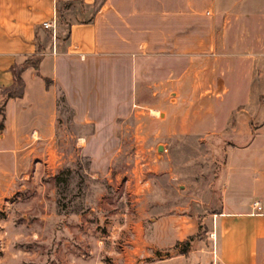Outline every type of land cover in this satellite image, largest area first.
Returning a JSON list of instances; mask_svg holds the SVG:
<instances>
[{"label": "crops", "instance_id": "0c3cea01", "mask_svg": "<svg viewBox=\"0 0 264 264\" xmlns=\"http://www.w3.org/2000/svg\"><path fill=\"white\" fill-rule=\"evenodd\" d=\"M168 64L174 81H192L190 95L211 81L222 95L219 106L194 101L192 128L238 123L207 242L160 263L264 264V0H0V193L54 143L60 93L75 126L110 127L138 75ZM173 223L157 228L163 248L195 234Z\"/></svg>", "mask_w": 264, "mask_h": 264}, {"label": "rangeland", "instance_id": "374dc122", "mask_svg": "<svg viewBox=\"0 0 264 264\" xmlns=\"http://www.w3.org/2000/svg\"><path fill=\"white\" fill-rule=\"evenodd\" d=\"M169 67L138 75L130 110L110 127L75 126L59 108L54 143L38 145L0 193V264H175L160 262L184 242L169 235L163 248L157 234L174 221L206 241L237 114L224 127L192 128L194 101L219 106L222 95L205 80L207 90L190 95L192 81L177 83ZM190 259L183 264L200 261Z\"/></svg>", "mask_w": 264, "mask_h": 264}, {"label": "trees", "instance_id": "16d2710c", "mask_svg": "<svg viewBox=\"0 0 264 264\" xmlns=\"http://www.w3.org/2000/svg\"><path fill=\"white\" fill-rule=\"evenodd\" d=\"M16 81L18 83H20V79H19L18 76H16ZM46 83H49V81H46ZM7 96L8 97H14V96H17V94H16L15 91H10V92H8ZM2 106L3 105H0V116H1V118H3ZM57 107H58V110H59L60 107H66V108H68L66 106V104H65L64 97H63V94L62 93H60L58 95V98H57ZM2 125H3V121L1 119L0 120V128H2ZM55 179L57 181H59V176H57ZM194 239H195L194 235H191V236H188L184 241H182V242H184L185 248L184 249H179V253H182V254L187 253L190 250L191 243H192V241ZM182 242L177 243V245L179 246ZM177 245H176V247H177ZM165 256H169L168 252L165 254Z\"/></svg>", "mask_w": 264, "mask_h": 264}, {"label": "built area", "instance_id": "2783aa9c", "mask_svg": "<svg viewBox=\"0 0 264 264\" xmlns=\"http://www.w3.org/2000/svg\"><path fill=\"white\" fill-rule=\"evenodd\" d=\"M44 27H53V23L52 22H43L42 23ZM255 205L257 206V203H255ZM257 209H260L259 206H257Z\"/></svg>", "mask_w": 264, "mask_h": 264}, {"label": "water", "instance_id": "95a60500", "mask_svg": "<svg viewBox=\"0 0 264 264\" xmlns=\"http://www.w3.org/2000/svg\"><path fill=\"white\" fill-rule=\"evenodd\" d=\"M161 150H162V146L159 145V146H158V151H161Z\"/></svg>", "mask_w": 264, "mask_h": 264}]
</instances>
